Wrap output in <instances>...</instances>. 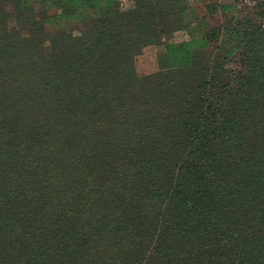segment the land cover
<instances>
[{
	"label": "trees",
	"instance_id": "obj_1",
	"mask_svg": "<svg viewBox=\"0 0 264 264\" xmlns=\"http://www.w3.org/2000/svg\"><path fill=\"white\" fill-rule=\"evenodd\" d=\"M9 1L0 264H264V0L229 26L203 17L205 34L167 43L168 68L150 75L137 59L193 14L184 0H14L43 20L6 14ZM84 21L45 54L49 27ZM220 41L240 57L234 80L201 58Z\"/></svg>",
	"mask_w": 264,
	"mask_h": 264
},
{
	"label": "rangeland",
	"instance_id": "obj_2",
	"mask_svg": "<svg viewBox=\"0 0 264 264\" xmlns=\"http://www.w3.org/2000/svg\"><path fill=\"white\" fill-rule=\"evenodd\" d=\"M183 3V7L189 8L193 14H190V16L181 23H174L175 20L172 18L173 25H170L171 35L164 38L165 40H163L161 45L149 46L143 51V53L137 59V72L140 75H150L157 73L159 68L166 70L168 68L166 62L167 43L180 44L183 42L193 41L197 37H201L203 34H205V28L200 25V21L204 19L203 17H208L215 14L214 17L212 16L209 18V20H205L207 23L206 27H208L209 30H214L218 27L229 26L227 24V19L233 21L248 19V11L250 8L254 9L255 14L261 13V10L258 7L259 5L257 4L259 3L258 0H184ZM220 3H229L230 5L232 4L233 13L230 16L223 15L218 8ZM119 7L120 10H124L129 8L130 4L127 1L122 0ZM16 8L17 2L12 0L5 3L3 10L10 16L13 15L15 10H22L27 16L29 13H32L37 20H43L45 15L41 7L35 5L34 3H31L29 7ZM257 23L264 26V13L257 20ZM90 26L91 24L89 21H84L81 23H74L71 26L62 29L49 27L46 33L47 40L43 45L45 54L49 55L51 52V38L59 35L81 36L89 30ZM9 28L15 30L19 29L15 19H12L9 24ZM26 35L27 32H23V36ZM222 39L223 37L220 40ZM201 58H203L206 67H211L213 65H219L218 67L220 68L222 67L231 80L235 79L241 69L240 57L235 55L233 58H228L226 56V48L221 41L209 44V47L203 50V56Z\"/></svg>",
	"mask_w": 264,
	"mask_h": 264
}]
</instances>
